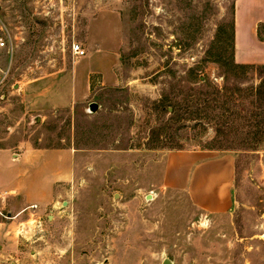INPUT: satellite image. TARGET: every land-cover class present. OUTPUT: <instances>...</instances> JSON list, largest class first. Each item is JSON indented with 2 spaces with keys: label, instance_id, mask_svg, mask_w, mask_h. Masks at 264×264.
Masks as SVG:
<instances>
[{
  "label": "rangeland",
  "instance_id": "rangeland-1",
  "mask_svg": "<svg viewBox=\"0 0 264 264\" xmlns=\"http://www.w3.org/2000/svg\"><path fill=\"white\" fill-rule=\"evenodd\" d=\"M234 1L0 0V148L70 176L0 214V264H264V67H234ZM181 150L232 159L230 212L162 188Z\"/></svg>",
  "mask_w": 264,
  "mask_h": 264
},
{
  "label": "crops",
  "instance_id": "crops-1",
  "mask_svg": "<svg viewBox=\"0 0 264 264\" xmlns=\"http://www.w3.org/2000/svg\"><path fill=\"white\" fill-rule=\"evenodd\" d=\"M233 59L239 65L264 66V0H235ZM61 150L14 154L0 148V214L15 219L31 205L43 210L63 197L70 180ZM234 164L230 157L208 150L166 153L160 184L164 190L183 192L203 215H224L232 208ZM0 218V225L10 224ZM10 240L0 232V242ZM1 245V249H4Z\"/></svg>",
  "mask_w": 264,
  "mask_h": 264
},
{
  "label": "built area",
  "instance_id": "built-area-1",
  "mask_svg": "<svg viewBox=\"0 0 264 264\" xmlns=\"http://www.w3.org/2000/svg\"><path fill=\"white\" fill-rule=\"evenodd\" d=\"M5 45H6V43L3 40V38H0V49L5 48ZM72 51L76 55H80V56L84 55V50H82L79 45L72 46ZM29 208L32 210V209H35L36 206L35 205H31Z\"/></svg>",
  "mask_w": 264,
  "mask_h": 264
},
{
  "label": "water",
  "instance_id": "water-1",
  "mask_svg": "<svg viewBox=\"0 0 264 264\" xmlns=\"http://www.w3.org/2000/svg\"><path fill=\"white\" fill-rule=\"evenodd\" d=\"M96 109H97V105H96L95 103H91V104L89 105V111H90V112H95ZM63 205H66V202H63ZM161 264H172V263H171V261H170L169 259L166 258V259H164V260L162 261Z\"/></svg>",
  "mask_w": 264,
  "mask_h": 264
},
{
  "label": "trees",
  "instance_id": "trees-1",
  "mask_svg": "<svg viewBox=\"0 0 264 264\" xmlns=\"http://www.w3.org/2000/svg\"><path fill=\"white\" fill-rule=\"evenodd\" d=\"M234 67H235L236 69L243 70V69L250 68V67H253V66L236 64ZM262 67H264V66H262Z\"/></svg>",
  "mask_w": 264,
  "mask_h": 264
}]
</instances>
